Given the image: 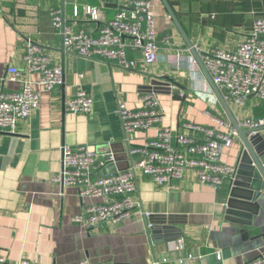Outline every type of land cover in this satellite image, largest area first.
Listing matches in <instances>:
<instances>
[{"label":"crops","instance_id":"crops-1","mask_svg":"<svg viewBox=\"0 0 264 264\" xmlns=\"http://www.w3.org/2000/svg\"><path fill=\"white\" fill-rule=\"evenodd\" d=\"M125 1L106 0L101 12L110 18ZM151 2L159 60L144 67L138 52L131 51L138 65L127 71L62 49L50 12L61 9L64 18L74 22L71 10L75 0H0V89L16 92L22 81L36 82L37 75L26 73L27 39L40 45L64 72V83L56 91L35 87L40 92L38 105L27 120L18 122L14 134L0 132V255L8 262L23 258L37 264H79L82 259L93 264H151L164 256L176 262L190 253L200 257L193 264H245L259 256L264 258V193L253 213L229 211L225 207L228 181L214 189L201 185L194 172L186 170L181 180L159 187L137 170L132 215L88 232L73 218L85 206L102 200L86 199L83 203L74 188L62 187L54 180L60 170L62 146L87 145L102 154L114 152L118 166L126 167L127 144L116 105L141 109L140 97L147 93L153 78L170 76L186 89L171 88L169 94L165 87V92L157 94L158 122L147 132L137 134L135 144L155 136L161 128L176 132L187 122L213 124L206 115L210 106L203 99L209 87L160 0ZM168 2L199 53L234 51L249 34L254 19L264 16V0ZM109 3L117 7H107ZM81 4L101 5L96 0ZM75 24L87 31L94 28L84 20ZM165 36L170 37L171 46L165 45ZM9 68L19 71L17 81L6 80ZM78 87L92 99L90 115L65 111V103L76 95ZM248 102L246 115L264 119V103L252 99ZM214 105L218 108L213 114L223 113L219 105ZM240 151L238 139L223 153V162L235 168ZM150 216L167 221L170 218L169 226L180 232L179 238L167 243L153 240L145 223ZM175 246L180 250L176 251ZM217 252L222 255L220 262L216 260Z\"/></svg>","mask_w":264,"mask_h":264},{"label":"built area","instance_id":"built-area-1","mask_svg":"<svg viewBox=\"0 0 264 264\" xmlns=\"http://www.w3.org/2000/svg\"><path fill=\"white\" fill-rule=\"evenodd\" d=\"M81 1L91 0H75L71 10L74 22L64 18L61 9L50 12L53 28L60 36L62 49L66 53L88 60L98 59L127 71L136 69L138 65L131 51L138 52L144 67L159 60V38L151 0H127L110 18L101 12L106 0H96L101 3L100 6L81 4ZM77 20L94 24L93 30L87 31L85 27L77 26ZM170 41V37L165 36L166 46L172 45ZM24 55L26 73L35 74L38 78L36 82L22 81L16 92L0 89L1 133L14 134L18 122L27 120L31 111L36 109L40 92L35 87L53 92L64 83L62 66L54 64L41 46L31 39L26 41ZM201 58L240 127L255 129L264 126L263 118L245 113L250 99L264 103V16L254 19L249 34L234 51L213 49L203 53ZM6 73L5 78L10 82L17 81L20 76L15 68L7 69ZM77 89L76 95L65 103V111L68 114L90 115L93 112L92 99L83 89ZM209 98L218 105L208 88L203 99L210 106L206 115L213 122L211 126L187 122L181 131L161 128L155 136L144 138L141 144L134 143L136 135L147 132L158 122L157 94L147 92L142 95L139 110H129L123 103H117L116 115L127 144L125 168L118 166L114 152L102 154L87 145L62 146L60 170L55 182L62 187L74 188L83 203L86 199L102 200L85 206L79 216L73 218V222L89 232L104 223H119L132 215L135 210L132 194L137 188V170L143 176L150 177L159 187L181 180L186 170L193 171L201 185L214 189L231 180L235 168L223 162L222 155L238 140L237 134L223 113H212L218 107ZM233 106L237 108L236 111ZM150 228L147 225L149 232ZM174 248L180 250L179 246ZM221 258V253L217 252V262ZM199 259L190 253L176 262L164 256L155 258L151 264H193ZM0 264L37 263L23 258L12 263L0 255ZM79 264L93 263L82 259ZM245 264H264V258L259 256Z\"/></svg>","mask_w":264,"mask_h":264},{"label":"water","instance_id":"water-1","mask_svg":"<svg viewBox=\"0 0 264 264\" xmlns=\"http://www.w3.org/2000/svg\"><path fill=\"white\" fill-rule=\"evenodd\" d=\"M166 14L173 23L175 30L180 34L186 50L190 53L193 61L199 69L206 85L211 90L216 102L220 106L225 118L230 122L232 129L237 134V139L241 143V151L239 153L237 165L235 167V175L229 183V198L225 205L229 211H247L253 213V209H257V200L264 193V126L255 129H242L239 122L234 117L228 103L225 102L220 90L213 84L211 77L202 62V52H198L187 34L184 32L177 16L174 14L168 0H160ZM107 7L116 8L113 3L107 4ZM165 87H168L169 94L171 88L185 90V86H181L170 76L153 78L147 86V92H155L161 94ZM163 89V90H162ZM245 193V194H243ZM146 226L150 225L151 238L155 241L167 243L177 240L181 235L180 232L172 230L169 226L170 218L165 220L162 217L150 216L145 221ZM168 224V226H167ZM174 233V234H171Z\"/></svg>","mask_w":264,"mask_h":264},{"label":"rangeland","instance_id":"rangeland-1","mask_svg":"<svg viewBox=\"0 0 264 264\" xmlns=\"http://www.w3.org/2000/svg\"><path fill=\"white\" fill-rule=\"evenodd\" d=\"M233 110H234V111H236V110H237V108H236L235 106H233Z\"/></svg>","mask_w":264,"mask_h":264}]
</instances>
